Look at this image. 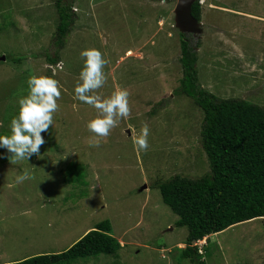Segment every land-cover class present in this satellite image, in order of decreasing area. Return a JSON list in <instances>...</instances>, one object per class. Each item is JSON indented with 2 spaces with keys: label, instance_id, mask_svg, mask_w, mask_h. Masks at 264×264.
<instances>
[{
  "label": "rangeland",
  "instance_id": "obj_1",
  "mask_svg": "<svg viewBox=\"0 0 264 264\" xmlns=\"http://www.w3.org/2000/svg\"><path fill=\"white\" fill-rule=\"evenodd\" d=\"M57 1L0 0V135L11 134L31 76L54 77L63 85L39 157L11 164V154L0 147V264L64 252L106 220L122 246L118 257L76 264H185L177 248H185L188 229L177 225L157 186L177 175L204 177L210 167L200 143L203 113L178 93L177 0H70L76 24L59 52L60 63L51 65L45 53L54 56L57 50ZM200 4L203 32L188 36L192 47L201 41L200 85L221 99L264 106V0ZM90 48L109 61L100 94L130 92L131 115L99 147L88 143L94 134L87 123L96 110L73 98L84 66L81 52ZM23 57L21 64L11 61ZM144 123L150 147L138 152L132 136ZM71 162L82 168L66 172ZM25 169L34 178L17 183ZM80 171L85 185L69 183ZM205 249L206 264H264V221L212 235Z\"/></svg>",
  "mask_w": 264,
  "mask_h": 264
},
{
  "label": "trees",
  "instance_id": "obj_2",
  "mask_svg": "<svg viewBox=\"0 0 264 264\" xmlns=\"http://www.w3.org/2000/svg\"><path fill=\"white\" fill-rule=\"evenodd\" d=\"M148 1V0H147ZM172 1V0H149ZM57 1L59 25L54 56L46 52L51 65L60 63L59 52L76 24L74 1ZM192 15L201 22L202 6L198 0ZM76 16V20H75ZM182 78L178 93L194 100L203 113L200 143L207 155L210 172L193 179L177 175L158 184L163 203L178 216L177 225L188 229L185 248H177L185 264H206L195 242L220 234L234 226L264 221V106L243 99H221L199 83L198 57L188 35L180 33ZM25 58L11 61L21 64ZM1 135H10L2 133ZM42 150H40V153ZM9 157V156H8ZM9 160V159H6ZM81 169L71 162L66 172ZM80 171L69 183L85 185ZM68 182V181H67ZM121 244L113 236L109 220L100 222L72 247L56 254H41L7 264H76L104 256L118 257ZM206 254V249H205Z\"/></svg>",
  "mask_w": 264,
  "mask_h": 264
},
{
  "label": "clouds",
  "instance_id": "obj_3",
  "mask_svg": "<svg viewBox=\"0 0 264 264\" xmlns=\"http://www.w3.org/2000/svg\"><path fill=\"white\" fill-rule=\"evenodd\" d=\"M194 37L200 38V35ZM81 56L85 58L84 66L79 74L73 98L96 110V118L87 123V129L94 134L88 143L92 147H99L101 141H106L112 130L119 126L120 121L128 119L131 115L130 92L127 89H117L105 98L99 90L107 83L104 69L109 61L96 48L82 51ZM28 87V95L19 100L18 116L11 120V134L0 135V147L6 148L11 154L8 157L11 164L30 160L33 155L40 156V149L46 143L42 133L54 125L55 114L60 109L58 101L62 97L63 85L59 80L43 75L31 76ZM149 135L150 127L147 123L142 125L138 136L133 133L132 142L138 152L148 151ZM33 178L34 176L25 169L16 180L17 183H23ZM205 238V244H200L203 239L194 244L204 259L205 247L208 244V237Z\"/></svg>",
  "mask_w": 264,
  "mask_h": 264
},
{
  "label": "water",
  "instance_id": "obj_4",
  "mask_svg": "<svg viewBox=\"0 0 264 264\" xmlns=\"http://www.w3.org/2000/svg\"><path fill=\"white\" fill-rule=\"evenodd\" d=\"M197 1L198 0H177V5L174 10V26L182 34H192L196 36L203 32L202 22H199L192 15L193 6ZM145 188H142V190Z\"/></svg>",
  "mask_w": 264,
  "mask_h": 264
}]
</instances>
